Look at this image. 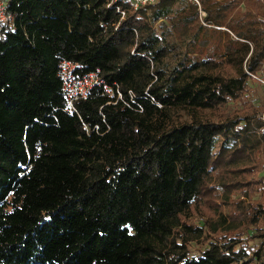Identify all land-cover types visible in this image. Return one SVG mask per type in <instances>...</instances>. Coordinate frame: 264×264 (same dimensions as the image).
I'll return each instance as SVG.
<instances>
[{"label": "trees", "instance_id": "1", "mask_svg": "<svg viewBox=\"0 0 264 264\" xmlns=\"http://www.w3.org/2000/svg\"><path fill=\"white\" fill-rule=\"evenodd\" d=\"M197 1L151 25L129 0H10L0 264H236L248 239L245 263L264 264V103L245 99L264 0ZM63 59L121 98L95 86L68 114ZM220 131L237 146L208 167Z\"/></svg>", "mask_w": 264, "mask_h": 264}, {"label": "built area", "instance_id": "2", "mask_svg": "<svg viewBox=\"0 0 264 264\" xmlns=\"http://www.w3.org/2000/svg\"><path fill=\"white\" fill-rule=\"evenodd\" d=\"M118 0H110V2L115 3ZM133 8L145 7L150 4L153 0H129ZM194 1L198 4L197 0H188ZM10 0H0V21L7 23L9 26L13 25L14 14L9 11ZM109 5V4H108ZM113 6V5H112ZM120 14L123 15V11L119 10L115 6ZM201 15H204V12L199 10ZM79 66L72 62L71 60L63 59L58 64V74L62 82L63 94L66 98V107L65 111L68 114H71L73 111V101L76 98H85L90 90L97 86L103 88V93L107 94L109 97L116 96L121 98V93L119 90L112 86H107L103 80L97 75L96 71H89L85 73L78 72ZM245 257L243 260H239V264H246Z\"/></svg>", "mask_w": 264, "mask_h": 264}, {"label": "rangeland", "instance_id": "3", "mask_svg": "<svg viewBox=\"0 0 264 264\" xmlns=\"http://www.w3.org/2000/svg\"><path fill=\"white\" fill-rule=\"evenodd\" d=\"M188 2V0H153L150 4L145 6L146 14L148 20L150 21L149 24L153 25V19L155 16H162L165 13H176L180 9L184 8ZM245 99L254 103H264V79L260 85L252 83L251 91ZM235 105L237 104L230 102L228 108L231 109ZM236 146L237 141L232 137L225 136L221 131L216 133L212 140V147L208 159V167L213 166L219 161H225L229 153ZM261 173L264 174V169L261 171ZM227 188L235 190L233 194L234 197H242L241 191L238 189V185L235 184V182L231 181ZM257 243V239H248L247 244L251 245L248 251V256L246 257L247 259L253 257L251 246L252 244L255 246Z\"/></svg>", "mask_w": 264, "mask_h": 264}]
</instances>
